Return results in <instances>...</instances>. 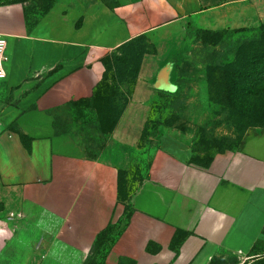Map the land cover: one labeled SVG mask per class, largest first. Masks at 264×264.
Segmentation results:
<instances>
[{
  "label": "crops",
  "instance_id": "0c3cea01",
  "mask_svg": "<svg viewBox=\"0 0 264 264\" xmlns=\"http://www.w3.org/2000/svg\"><path fill=\"white\" fill-rule=\"evenodd\" d=\"M264 25V0H18L0 5V264H254L264 242V128L200 161L149 145L169 48L188 31ZM147 41L112 120L111 62ZM260 249L256 252V247Z\"/></svg>",
  "mask_w": 264,
  "mask_h": 264
},
{
  "label": "rangeland",
  "instance_id": "374dc122",
  "mask_svg": "<svg viewBox=\"0 0 264 264\" xmlns=\"http://www.w3.org/2000/svg\"><path fill=\"white\" fill-rule=\"evenodd\" d=\"M257 42L263 49V32L228 33L204 42L188 31L181 44L169 48L171 57L161 67L158 82L167 83L172 91L157 92L147 128L149 145H161L164 137L181 138L200 161H207L238 148L250 132L264 128L260 65L251 63L247 67L251 75L245 77L241 64L257 54L251 50ZM155 49L154 44L140 41L121 50L111 62L100 96L103 114L111 117L109 129L131 98L143 57Z\"/></svg>",
  "mask_w": 264,
  "mask_h": 264
},
{
  "label": "trees",
  "instance_id": "16d2710c",
  "mask_svg": "<svg viewBox=\"0 0 264 264\" xmlns=\"http://www.w3.org/2000/svg\"><path fill=\"white\" fill-rule=\"evenodd\" d=\"M16 2V1H15ZM15 2H11V3H6V4H12ZM6 4H1L0 5H6ZM263 32L264 34V25L255 28V29H249V30H237V31H210V30H198L196 32H194V34H196V36L204 41V42H209L210 40H218L222 35H226L228 33H233V34H239V33H246V32ZM141 41V40H140ZM140 41H136L133 43H130V45L140 42ZM257 44V45H256ZM125 47L126 48H129ZM255 47V49H251L254 50L253 52L257 51V54H255L253 57H249L246 60L244 59L243 62L241 63L243 68L245 69V77L248 76V74H250L249 70H247V67H249V65L251 63H254L256 65H260L259 68H257V71H259L260 73V83H264V48L262 49V44L259 42L255 43L253 45ZM123 49V50H124ZM263 50V51H262ZM117 59V56L114 58V60ZM251 75V74H250ZM261 85V84H260ZM263 85V84H262ZM261 251L262 253H264V242L261 243ZM260 249L259 245H257L256 247V252ZM254 264H264V254H262L261 258L259 260H257Z\"/></svg>",
  "mask_w": 264,
  "mask_h": 264
},
{
  "label": "built area",
  "instance_id": "2783aa9c",
  "mask_svg": "<svg viewBox=\"0 0 264 264\" xmlns=\"http://www.w3.org/2000/svg\"><path fill=\"white\" fill-rule=\"evenodd\" d=\"M8 61L7 40L3 35H0V81L7 78L6 64Z\"/></svg>",
  "mask_w": 264,
  "mask_h": 264
},
{
  "label": "water",
  "instance_id": "95a60500",
  "mask_svg": "<svg viewBox=\"0 0 264 264\" xmlns=\"http://www.w3.org/2000/svg\"><path fill=\"white\" fill-rule=\"evenodd\" d=\"M159 89L167 92L172 91V88L167 83H161Z\"/></svg>",
  "mask_w": 264,
  "mask_h": 264
}]
</instances>
